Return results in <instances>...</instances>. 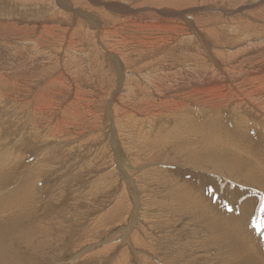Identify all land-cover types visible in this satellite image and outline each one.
I'll list each match as a JSON object with an SVG mask.
<instances>
[{"label": "rangeland", "instance_id": "obj_1", "mask_svg": "<svg viewBox=\"0 0 264 264\" xmlns=\"http://www.w3.org/2000/svg\"><path fill=\"white\" fill-rule=\"evenodd\" d=\"M101 1L0 0V264H264V0Z\"/></svg>", "mask_w": 264, "mask_h": 264}, {"label": "bare ground", "instance_id": "obj_2", "mask_svg": "<svg viewBox=\"0 0 264 264\" xmlns=\"http://www.w3.org/2000/svg\"><path fill=\"white\" fill-rule=\"evenodd\" d=\"M76 1H77V0H76ZM96 1H97L98 4H101V3H102L101 0H96ZM166 1H167V0H166ZM172 1H173V0H172ZM234 1H235V0H234ZM262 1H263V0H262ZM72 2H73V1H72ZM91 2H92V1H91ZM168 2H171V1L168 0ZM235 2H236V1H235ZM235 2H234V3H235ZM242 2H243V1H242ZM103 3H105V2H103ZM123 3H124V2H123ZM140 3H141V1H140ZM217 3H218V2H217ZM238 3H239V2H238ZM260 3H261V2H260ZM144 4H145V3H144ZM159 4H160V3H159ZM167 4H168V3H167ZM213 4H214V3H213ZM221 4H222V3H221ZM251 4H253V3L251 2ZM141 5H142V4H141ZM169 5H170V3H169ZM201 5H202V4H201ZM205 5H206V4H205ZM216 5H217V4H216ZM216 5H215V6H216ZM247 5H248V4H247ZM247 5H246V6H247ZM259 5H260V4H259ZM60 6H61V5H60ZM167 6H168V5H167ZM209 6L211 7V6H213V5H209ZM221 6H222L221 8H223V5H221ZM260 6H262V5H260ZM94 7H95V6H94ZM107 7H108L109 9L112 8V7H114V8H116V9L118 10V12H122V13L129 14V15H130V14H133V13L135 12V7L133 8V6H132V8H131L130 6L126 5V3H125V4H122V3L118 2V1H114V2H110V3H108ZM170 7H172V6H170ZM199 7H200V5H199ZM213 7H214V6H213ZM228 7H229V6H228ZM228 7H227V8H228ZM231 7H232V6H231ZM231 7H230V8H231ZM101 8H102V7H101ZM144 8H145V7H144ZM194 8H195V7H194ZM214 8H215V7H214ZM225 8H226V6H225ZM256 8H257V7H256ZM258 8H259V7H258ZM79 9H80V8H79ZM165 9H166V8H165ZM188 9H189V8H188ZM216 9H217V8H216ZM235 9H236V8H235ZM235 9H232V10H235ZM254 9H255V8H254ZM254 9H253V11H252V8H251V9L249 8V10L252 11V12H255ZM260 9H261V8H260ZM82 10H83V9H82ZM82 10L80 9V10H78V11L87 14V16H89V17H91V18H93V17H95V16H98V17H100L101 20H105V19H103V18H105V17L101 18V16H99V14L97 15V12H96V11H95V13H91V14H90V11H88V10H86V9H84V11H82ZM172 10H173V9H172ZM199 10H200V9H199ZM202 10H203V9H202ZM226 10H227V9H226ZM54 11H55V10H54ZM74 11H75V10H74ZM78 11H77V13H78ZM137 11H138V10H137ZM181 11H182V10H181ZM188 11H189V10H188ZM170 12H172V11H170ZM176 12H177V11H176ZM200 12H201V11H200ZM107 13H108V12H107ZM136 13H137V12H136ZM166 13H169V12H166ZM198 13H199V12H198ZM198 13H197V14H198ZM201 13H202V12H201ZM228 13H230V12H228ZM249 13H250V12H249ZM258 13H259V12H258ZM42 14H43V13H42ZM85 14H84V15H85ZM109 14H110V13H109ZM183 14H184V13H183ZM183 14H182V15H183ZM91 15H92V16H91ZM129 15L126 16L127 19L131 18V16L129 17ZM141 15H142V14H141ZM149 15H150V14H149ZM159 15H160V14H159ZM175 15H177V14H175ZM182 15H181V16H182ZM187 15H190V14H187ZM187 15H186V16H187ZM193 15H194V14H193ZM252 15H255V14H252ZM252 15H251V16H252ZM76 16H77V15H76ZM116 16H117V15H116ZM151 16H152V15H151ZM170 16H171V15H170ZM177 16H178V15H177ZM183 16H184V15H183ZM183 16H182V17H183ZM173 17H174V16H173ZM178 17H180V16H178ZM182 17H180V18H182ZM201 17L203 18V16H201ZM65 18H66V17H65ZM95 18H96V17H95ZM158 18H159V17H158ZM164 18H165V17H164ZM184 18H185V17H184ZM186 18H187V17H186ZM199 18H200V17H199ZM187 19H188V18H187ZM190 19H191V18H190ZM200 19H201V18H200ZM74 20H75V19H74ZM101 20H100V21H101ZM112 20H113V19H112ZM115 20H116V19H115ZM185 20H186V19H185ZM188 20H189V19H188ZM193 20H194V18H193ZM196 20H197V18H196ZM196 20H195V21H196ZM202 20H203V19H202ZM108 21H109V20L106 19V22H104V23H105V24H109L110 21H109V22H108ZM204 21H205V20H204ZM189 22H190V20H189ZM196 22H198V21H196ZM201 22H202V21H201ZM99 23H100V22H99ZM187 23H188V21H187ZM248 23H249V22H248ZM100 24H102V23H100ZM105 24H103V25H105ZM147 24H148V23H147ZM188 24H189V23H188ZM192 24H193V23H192ZM214 24H215V23H214ZM103 25H102V27H103ZM153 25H154V24H153ZM153 25H152V26H153ZM156 25L159 26V24H156ZM193 25H194V24H193ZM206 25H207V24H206ZM221 25H222V24H221ZM250 25H251V24H250ZM99 26H100V25H99ZM149 26H150V25H149ZM216 26H217V25H216ZM222 26H223V25H222ZM238 26H239V25H238ZM70 27H71V26H70ZM73 27H74V26H73ZM73 27H72V28H73ZM105 27H107V26H105ZM133 27H134V26H133ZM218 27H219V25L217 26V28H218ZM223 27H224V26H223ZM229 27H230V26H229ZM231 27H233V26H231ZM249 27H250V26H247V29H248V30L251 29V28L249 29ZM251 27H252V26H251ZM255 27H256V26H255ZM234 28H235V27H234ZM234 28H233V29H234ZM237 28H238V27H237ZM245 28H246V27H245ZM252 28H253V27H252ZM145 29H146V28H145ZM145 29H144V30H145ZM154 29H155V28H154ZM218 29H219V28H218ZM221 29H222V28H221ZM227 29H228V28H227ZM231 29H232V28H231ZM233 29H232V30H233ZM240 29L242 30V27H241ZM240 29L238 28V31H239ZM243 29H244V28H243ZM247 29H246V30H247ZM199 30H200V28H199ZM199 30H198V31H199ZM229 30H230V29H229ZM244 30H245V29H244ZM251 30H252V29H251ZM39 31H40V30H39ZM50 31H51V30H50ZM195 31L198 32L197 30H195ZM195 31H194V32H195ZM224 31H225V30H224ZM47 32H48V31H47ZM106 32H108V31L106 30ZM200 32H201V31H200ZM226 32H227V30H226ZM230 32H231V31H230ZM232 32H233V31H232ZM232 32H231V33H232ZM250 32H251V31H250ZM250 32H248L249 34H247V32H246V34H247V35H251ZM49 33H50V32H49ZM162 33H163V32H162ZM224 33H225V32H224ZM237 33H238V32H237ZM241 33H242V32H241ZM241 33H240V34H241ZM244 33H245V32H244ZM244 33H242L243 36H244ZM252 33H253V32H252ZM137 34H138V33H137ZM198 34H199V33H198ZM210 34H211V33H209V35H210ZM228 34H229V33H228ZM235 34H236V33H235ZM255 34H256V33H255ZM105 35H107V34H105ZM134 35H135V34H134ZM169 35H170V34H169ZM169 35H168V36H169ZM199 35H202V34L200 33ZM247 35H246V36H247ZM28 36H29V35H28ZM207 36H208V35H207ZM225 36H226V35H225ZM258 36H259V35H258ZM154 37H155V36H154ZM159 37H161V36H159ZM171 37H172V36H171ZM182 37H183V35H182ZM198 37H199V36H198ZM210 37H211V36H210ZM229 37H230V36H229ZM240 37H241V36H240ZM240 37H239V38H240ZM250 37H251V36H250ZM163 38H164V37H163ZM169 38H170V36H169ZM184 38H185V37H184ZM193 38H194L193 36H190V35H189V36H187L184 40L189 41V43H190V40L193 41ZM199 38H200V37H199ZM207 38H208V37H207ZM230 38H231V37H230ZM239 38H238V39H239ZM244 38H245V37H244ZM247 38H248V37H247ZM260 38H261V37H259V39H260ZM263 38H264V37H263ZM160 39H161V38H160ZM160 39H159V40H160ZM167 39H168V37H167ZM182 39H183V38H182ZM195 39H196V37H195ZM226 39H227V38H226ZM232 39H233V38H232ZM234 39H235V37H234ZM238 39H237V40H238ZM245 39H246V38H245ZM252 39H253V37H252ZM153 40H154V39H153ZM177 40H178V39H177ZM201 40H202V38H201ZM224 40H225V39H224ZM242 40H244V39H242ZM254 40H255V39H254ZM99 41H100V40H99ZM163 41H165V40H163ZM167 41H168V40H167ZM174 41H175V40H174ZM174 41H173V42H174ZM192 41H191V43H192ZM203 41H204V40H203ZM209 41H210V40H209ZM209 41H208V42H209ZM240 41H241V38H240ZM262 41H263V40H262ZM262 41L260 40V42H262ZM148 42H149V41H147V43H148ZM152 42H153V41H152ZM157 42H158V41H157ZM176 42H178V44H180V43H179V42H180V39H179V41H176ZM197 42H198V41H197ZM197 42H196V43H197ZM218 42H219V41H218ZM223 42H224V41H223ZM226 42H227V41H226ZM230 42H231V40H230ZM242 42H243V41H242ZM31 43H32V42H31ZM65 43H66V42H65ZM191 43H190V44H191ZM204 43H205V42H204ZM209 43H210V42H209ZM231 43H232V42H231ZM239 43H240V42H239ZM63 44H64V43H63ZM163 44H164V43H163ZM193 44H195V40H194V43H193ZM147 45H148V44H147ZM147 45H146V46H147ZM182 45H183V43L181 44V46H182ZM191 45H192V44H191ZM203 45L206 46L207 44L205 43V44H203ZM155 46H156V45H155ZM170 46H171V45H170ZM178 46H179V45H178ZM183 46H184V45H183ZM192 46H193V45H192ZM207 46L210 47L211 45L209 44V45H207ZM207 46H206V47H207ZM176 47H177V46H176ZM176 47H174V50H175ZM187 47H188V46H187ZM190 48H192V47H190ZM24 49H25V48H24ZM161 49H162V48H161ZM178 49H179V48H178ZM183 49H185V48H183ZM74 50H75V49H74ZM110 50H112V49H110ZM233 50H235V49H233ZM16 51H18V50H16ZM114 51H116V50H114ZM168 51H169V50H168ZM23 52H24V51H23ZM135 52H136V51H135ZM158 52H159V51H158ZM165 52H166V51H165ZM232 52H233V51H232ZM83 53H84V52H83ZM176 53H177V52H176ZM27 54H28V53H27ZM86 54H87V53H86ZM197 54H198V53H197ZM218 54H219V52H218ZM22 55H23V54H22ZM124 55H125V54H124ZM124 55H123V56H124ZM148 55H149V54H148ZM157 55H158V54H157ZM198 55H199V54H198ZM187 56H188V55H187ZM130 57H131V56H130ZM146 57H147V56H146ZM152 57H154V56H152ZM126 58H127V57H126ZM148 58H149V57H148ZM199 59H200V58H199ZM61 60H62V59H61ZM123 60H124V65H127V64H128V63H126L127 61H126L124 58H123ZM148 60H149V59H148ZM152 61H153V60H152ZM174 61H175V60H174ZM186 61H187V60H186ZM153 62H154V61H153ZM176 62H177V61H176ZM176 62H175V63H176ZM197 62H198V61H197ZM202 62H203V61H202ZM183 63H184V62H183ZM189 63H190V62H189ZM189 63H188V65H191V64H189ZM198 63H199V62H198ZM179 64H181V62H180ZM158 65H160V64H158ZM162 65H163V64H162ZM188 65H187V66H188ZM199 65H200V64H199ZM163 66H164V65H163ZM181 66H182V65H181ZM184 66H185V63H184ZM192 66H193V65H192ZM200 66H201V65H200ZM241 66H243V65H241ZM128 67H129V66H128ZM164 67H165V66H164ZM176 67H177V66H176ZM185 67H186V66H185ZM188 67H189V66H188ZM194 67H195V66H194ZM217 67H219V68L222 69L221 64L219 63L218 60H217ZM151 68H153V67H151ZM151 68H150V69H151ZM160 68L163 69L162 67H160ZM168 68H169V67H168ZM182 68H183V67H182ZM157 69H159V68L157 67ZM157 69H156V71H160V70H157ZM177 69H178V68H177ZM180 69H181V68H180ZM186 69H187V68H186ZM191 69H192V67H191ZM205 69H206V68H205ZM243 69H244V68H243ZM243 69H242V70H243ZM188 70H189V69H188ZM193 70H194V73L196 72L195 75H199V74H200L198 68H193ZM200 70H201V69H200ZM223 70H224V69H223ZM223 70H222V71H223ZM137 71H139V70H137ZM154 71H155V70H154ZM154 71H153V72H154ZM161 71H163V70H161ZM161 71H160V72H161ZM167 71H170V69L167 70ZM175 71H176V70H175ZM181 71H182V70H181ZM184 71H185V70H184ZM206 71H207V70H206ZM206 71H205V73H206ZM116 72H117V71H116ZM187 72H188V71H187ZM187 72H186V73H187ZM237 72H239V71H237ZM241 72L243 73V71H241ZM137 73H138V72H137ZM143 73H144V72H143ZM143 73H141V74H143ZM151 73H152V72H151ZM154 73H156V72H154ZM158 73H159V72H158ZM189 73H190V72H189ZM192 73H193V72H192ZM134 74H135V71H134ZM141 74H140V75H141ZM146 74H147V72H146ZM148 74H149V72H148ZM148 74H147V75H148ZM167 74H169V73H167ZM206 74H207V73H206ZM206 74H205V75H206ZM140 75H139V76H140ZM144 75H145V74H144ZM144 75H143V82H145V83H147V84L151 83L150 85H153V86H156V85H157V82H158V81L156 82V81L152 80L151 78L147 77V75H145V76H144ZM156 75H157V74H156ZM164 75H165V74H164ZM170 75H171V74H170ZM178 75H179V74H178ZM181 75H182V74H181ZM181 75H179V77H180ZM185 75H186V74H185ZM191 75H192V74H191ZM208 75H211V74L208 73ZM134 76H135V75H134ZM171 76H172V75H171ZM200 76H201V75H200ZM202 76H204V75H202ZM202 76H201V77H202ZM206 76H207V75H206ZM107 77H108V76H107ZM127 77H128V75H127ZM127 77H126V79H127ZM158 77H159V76H158ZM174 77H175V76H172L173 79H174ZM186 77H187V76H186ZM189 77H190V76H189ZM197 77H198V76H197ZM210 77H211V76H210ZM168 78H169V77H168ZM172 78H171V79H172ZM181 78H182V76H181ZM194 78H196V77H194ZM194 78H192V79L194 80ZM202 78H203V77H202ZM196 79H197V78H196ZM196 79H195V80H196ZM209 79H210V78H209ZM127 80H128V79H127ZM160 80H161V79H160ZM165 80H166V79H165ZM165 80H164V81H165ZM182 80H183V79H182ZM182 80H181V81H182ZM195 80H194L193 84L197 82V80H196V82H195ZM125 81H126V80H125ZM125 81H124V82H125ZM128 81H130V79H129ZM174 81H175V80H174ZM176 81H177V80H176ZM181 81H180V82H181ZM185 81H186V80H185ZM188 81H189V80H188ZM190 81H191V80H190ZM168 82H169V81H167L166 83H168ZM170 82H171V81H170ZM208 82H210V80H209ZM208 82H207V83H208ZM127 83H128V82H127ZM127 83H126V84H127ZM131 83H132V82H131ZM131 83H130V84H131ZM133 83H134V82H133ZM161 83H162V82H161ZM166 83L164 82L165 86H166ZM174 83H176V82H174ZM174 83H172V84H173V89H174V87L176 86V85L174 86ZM205 83H206V82H205ZM120 84H122V83H120ZM123 84H124V83H123ZM126 84H125V86H126ZM170 84H171V83H170ZM198 84H199V83H198ZM158 85H160V84H158ZM167 85H168V84H167ZM181 85H182V84H181ZM107 86H108V85H107ZM127 86H128V85H127ZM129 86H130V85H129ZM129 86H128V88H131V92H129V93H131L130 96H132V95H134V96L137 95V91L140 90V88H141V87H139L138 84H136V83H135L134 85H131V87H129ZM132 86H133V87H132ZM161 86H163V85H160V88H161ZM170 86H171V85H170ZM122 87H124V86H122ZM122 87L120 86V89H121ZM163 87H164V86H163ZM167 87H168V86H167ZM171 87H172V86H171ZM262 87H263V86H262ZM124 88H125V87H124ZM151 88H153V87H151ZM156 88H157V86H156ZM158 88H159V87H158ZM158 88H157V90H158ZM168 88H169V87H168ZM176 88H177V87H176ZM178 88H179V87H178ZM114 89H115V87H114ZM122 89H123V88H122ZM165 89H166V88H165ZM257 89H258V88H257ZM260 89H261V88H260ZM125 90H127V89H125ZM167 90H168V89H167ZM167 90H166V91H167ZM251 90H252V89H250V91H251ZM255 90H256V89H255ZM258 90H259V89H258ZM51 91H52V90H51ZM121 91H122V90H121ZM127 91H130V90H127ZM144 91H146V90L144 89ZM161 91H162V89H161ZM161 91L159 90V92H161ZM260 91H261V90H260ZM260 91H259V92H260ZM112 92H113V91H112ZM115 92H116V91H115ZM118 92H119V91H118ZM124 92H126V91H124V89H123V93H124ZM142 92H143V91H142ZM159 92H158V93H159ZM162 92H164V91H162ZM247 92H248V91H247ZM253 92H254V91H253ZM257 92H258V91H257ZM257 92H256V93H257ZM124 94H126V93H124ZM251 94H252V92H251ZM260 94H261V92H260ZM260 94H259V96H260ZM118 95H119V94H118ZM121 95H122V92H121ZM128 95H129V94H128ZM128 95H127V96H128ZM184 95H185V94H184ZM48 96H49V95H48ZM107 96H108V95H107ZM127 96H125V97L127 98ZM162 96H163V95H162ZM179 96H180V95H179ZM248 96H249V95H248ZM248 96H247V97H248ZM108 97H109V96H108ZM122 97H123V96H122ZM135 97H136V96H135ZM186 97H187V96H186ZM261 97H262V95H261ZM261 97H260V98H261ZM96 98H97V97H96ZM143 98H144V97H143ZM173 98H174V97H173ZM253 98H254V96H253ZM0 99H1V98H0ZM51 99H52V97H51ZM106 99H107V98H106ZM113 99H114V97H113ZM118 99H119V98H118ZM135 99H136V98H135ZM152 99H153V98H152ZM174 99H175V98H174ZM174 99H173V100H174ZM255 99H256V97L254 98V100H255ZM261 99H262V98H261ZM49 100H50V99H49ZM130 100H131V99H130ZM143 100H144V99H143ZM145 100H146V99H145ZM173 100H172V102H173ZM250 100H251V99H250ZM259 100H260V99H259ZM1 101H2V100H0V103H1ZM118 101H119V100H118ZM134 101H135V100H134ZM134 101H133V102H134ZM251 101H253V100H251ZM45 102H46V101H45ZM51 102H52V101H51ZM124 102H125V101H124ZM146 102H149V101H146ZM146 102H145V103H146ZM153 102H154V101H153ZM176 102H177V101H176ZM140 103H141V102H140ZM166 103H167V102H166ZM168 103H169V102H168ZM168 103H167V104H168ZM170 103H171V101H170ZM256 103H257V102H256ZM256 103H255V105H256ZM258 103H259V102H258ZM263 103H264V102H263ZM49 104H50V103H49ZM49 104H48V105H49ZM133 104H134V103H133ZM142 104H144V103H142ZM153 104H154V103H153ZM161 104H162V103H161ZM161 104H160V105H161ZM172 104H173V103H172ZM250 104H252V103H250ZM50 105H51V104H50ZM140 105H141V104H140ZM149 105H150V103H149ZM149 105H148V106H149ZM154 105H155V104H154ZM175 105H176V104H174V107H175ZM177 105H178V104H177ZM216 105H217V104H216ZM133 106H134V105H132V107H133ZM135 106H136V104H135ZM138 106H139V105H138ZM143 106H144V105H143ZM171 106H172V105H171ZM171 106H170V107H171ZM214 106H215V105H214ZM260 106H261V105H260ZM141 107H142V106H141ZM146 107H147V106H146ZM161 107L164 108L163 105H162ZM159 108H160V107H159ZM202 108H203V107H202ZM214 108H215V107H214ZM262 108L264 109V107H262ZM164 109H166V108H164ZM167 109H169V108H167ZM170 109H171V108H170ZM172 109H173V106H172ZM172 109H171V110H172ZM255 109H256V108H255ZM257 109H258V108H257ZM143 110H145V108H144ZM175 110H176V109H175ZM175 110H174V113H176V112L179 111V110H178V111L175 112ZM213 110H214V109H213ZM213 110H212V111H213ZM215 111H217V110H215ZM258 111H259V110H258ZM167 112H168V111H167ZM170 112H171V111L169 110V113H170ZM172 112H173V110H172ZM179 112H181V111H179ZM179 112H178V113H179ZM126 113H127V112H125V114H126ZM125 114H124V115H125ZM127 114H128V113H127ZM164 114H165V112H164ZM167 114H168V113H167ZM180 114H181V113H180ZM180 114H179V115H180ZM260 114H261V113H260ZM262 114H263V113H262ZM128 115H129V114H128ZM130 115H131V114H130ZM157 115H158V114H157ZM157 115H156L154 112H153V113H151L150 111L148 112V116H151L152 118H155ZM161 115H163V114H161ZM173 115H174V114H173ZM176 115H177V114H176ZM179 115H178V116H179ZM214 115H215V114H214ZM120 116H121V115H120ZM125 116H127V115H125ZM125 116H124V117H125ZM158 116L160 117V114H159ZM158 116H157V117H158ZM122 117H123V116H122ZM122 117H121V118H122ZM127 117H128V116H127ZM127 117H126V119H122V120L124 121V120H128V119L130 118V116H129V118H127ZM131 117H132V116H131ZM157 117H156L155 119H158ZM164 117H165V116H164ZM168 117H169V116H168ZM119 118H120V117H119ZM121 118H120L119 120H120V122L124 125L125 123L121 121ZM166 118H167V116H166ZM166 118H165V119H166ZM174 118H176V116H174ZM155 119H152V122H154V121L156 122ZM129 120L131 121V123H135V124H137V125H141V124H139V123H141L142 121H144V120L141 121L140 119H134L133 117H132V119L130 118ZM129 120H128V122H127V121H126V122L129 123L128 125L130 126V121H129ZM162 120L164 121V119H162ZM172 120H173V119H172ZM181 120H182V119H181ZM150 121H151V120H150ZM160 121H161V120H160ZM165 121L167 122V121H169V120H165ZM4 122H5V121H4ZM166 122H165V123H166ZM175 122H176V121H175ZM179 122H180V121H179ZM118 123H119V122H118ZM144 123H146V122L144 121ZM162 123H164V122H162ZM176 123L178 124V121H177ZM122 124H121V125H122ZM152 124H154V123H151V125H152ZM167 124H168V122H167ZM125 125L127 126V124H125ZM125 125H124V126H125ZM133 125H134V124H133ZM137 125H136V126H137ZM142 125H143V122H142ZM155 125H156V124H154V126H155ZM179 125H184V126H185V123L181 121ZM174 126H176V125H174ZM186 126H187V125H186ZM191 126H192V125H191ZM195 126H196V125H195ZM195 126L193 125L192 128L195 127ZM155 127H156V126H155ZM181 127H182V126H181ZM196 127H199V126H196ZM201 127H202V126H201ZM203 127H204V126H203ZM203 127H202V128H203ZM126 128H127V127H126ZM126 128H125V129H126ZM134 128H135L134 126H133V128H132V126H131L130 129L133 130ZM137 128H138V127H137ZM173 128H174V127H173ZM177 128H178V127H177ZM183 128H185V127H183ZM186 128H189V129H190V127H186ZM237 128H238V126H237ZM66 129H67V127H66ZM125 129H124V130H125ZM140 129H141V127H139V131H140V133L143 132V130L141 131ZM143 129H144V128H143ZM153 129H154V128H153ZM174 129H175V128H174ZM198 129H199V128H198ZM207 129H208L209 131H208ZM135 130H136V129H135ZM156 130H157V129H156ZM202 130L205 131V132L208 131L207 134L210 133V132L212 131L211 128H206L207 131L204 130V129H202ZM179 131H180V129H179ZM181 131H183V130H181ZM190 131H191V130H187V132H185V133H189ZM199 131L201 132V129H200ZM203 131H202L201 133L204 134ZM135 132H136V131H135ZM172 132H173V130H172ZM194 132H198V131L194 130ZM194 132H191V133H194ZM200 132H198V134H200ZM143 133H145V132H143ZM143 133H142V135H143ZM173 133H174V132H173ZM191 133H190V134H191ZM212 133H213V132H212ZM239 133H240V132H239ZM242 133L244 134V132H242ZM32 134H33V133H32ZM150 134H151V133H150ZM155 134H156V133H155ZM155 134H154V137H156ZM170 134H171V132H170ZM181 134H182V133H181ZM203 134H202V135H203ZM225 134H226V133H225ZM36 135H37V134H36ZM137 135H139V134H136V137H137L136 140L139 139ZM140 135H141V134H140ZM146 135H147V134H146ZM146 135H144V137H145ZM174 135H176V133H175ZM174 135H173V136H174ZM182 135H183V134H182ZM191 135H192V134H191ZM212 135H213V134H212ZM221 135H222V134H221ZM223 135H224V132H223ZM235 135L237 136V132L235 133ZM240 135H241V134H240ZM28 136H31L30 133H29ZM37 136H38V135H37ZM40 136H41V135H40ZM164 136H165L164 138H167V137L170 136V135H164ZM196 136H197V133H196ZM200 136H201V135H200ZM205 136H206V133H205ZM205 136H202V139H203V137H204V140H205V138L208 137V136H206V137H205ZM210 136H211V135H210ZM215 136H216V135H214L213 138H214ZM219 136H220V135H219ZM219 136H218V137L216 136V137L219 139ZM225 136H228V135H225ZM225 136H224V137H225ZM241 136H242V135H241ZM53 137H54V136H53ZM53 137H52V138H53ZM170 137H171V136H170ZM175 137H176V136H175ZM181 137H182V136H181ZM183 137H184V136H183ZM188 137H189V136H188ZM193 137H194V136H193ZM198 137H199V136H198ZM220 137H221V136H220ZM222 137H223V136H222ZM224 137H223L222 139H225ZM244 137H245V136H244ZM259 137H260V136H259ZM263 137H264V136H263ZM36 138H37V137H36ZM146 138H148V137L146 136ZM146 138H145V139H146ZM156 138H157V137H156ZM156 138H155V139H156ZM179 138H180V137H179ZM186 138H187V137H186ZM190 138H191V137H190ZM190 138H189V139H190ZM195 138H196V137H195ZM195 138H194V139H195ZM199 138H201V137H199ZM199 138H197V140L200 141ZM217 138H216V139H217ZM228 138H229V137H228ZM228 138H227V140H228ZM252 138H253V137H252ZM255 138H256V137H255ZM255 138H254V141H255ZM28 139H29V138H28ZM170 139H171V138H170ZM182 139H183V138H182ZM187 139H188V138H187ZM189 139H188V140H189ZM218 139H217L216 141L213 139V140H214L213 143H214V144H215V143L217 144ZM220 139H221V138H220ZM259 139H260V138H259ZM261 139H264V138H261ZM31 140H32V139H31ZM33 140H34V139H33ZM42 140H43V139H42ZM42 140H40V141H42ZM168 140H169V139H168ZM188 140H187V142L185 141V144L188 143ZM225 140H226V139H225ZM249 140H250V138H249ZM257 140H258V139H257ZM20 141H21V140H20ZM40 141H39V142H40ZM144 141H145V140H144ZM190 141H191V140H190ZM206 141H207V143L209 142V141H208V138H207ZM210 141H212V140H210ZM221 141H222V140H221ZM234 141H235V140H234ZM236 141H237V140H236ZM250 141H251V140H250ZM31 142H32V141H31ZM43 142L46 143L44 140H43ZM137 142H138V141H137ZM178 142H179V141H178ZM197 142H198V141H197ZM197 142H194V143H197ZM200 142H203V141H200ZM219 142H220V140H219ZM222 142H223V144L225 143L224 140H223ZM227 142H228V141H227ZM227 142H226V143H227ZM256 142H257V141H256ZM36 143H38V142H36ZM141 143H143V141H142ZM145 143H146V141H145ZM145 143H144V146H145ZM149 143H150V142H148V144H149ZM189 143H191V142H189ZM198 143H199V142H198ZM220 143H221V142H220ZM226 143H225V144H226ZM228 143H229V142H228ZM250 143H251V142H250ZM260 143H261V141H260ZM260 143H258V144L260 145ZM262 143H263V141H262ZM191 144H193V142H192ZM204 144H205V143H204ZM211 144H212V143H211ZM216 144H215V146H216ZM263 144H264V143H263ZM263 144H262V145H263ZM33 145H34V144H33ZM161 145H162V143H161ZM188 145H189V144H188ZM218 145H219V144H218ZM220 145H221V144H220ZM226 145H227V144H226ZM233 145H234V144H233ZM237 145H238V144H237ZM237 145H235V146H237ZM262 145H260V146H262ZM139 146H140V145H139ZM139 146H138V147H139ZM142 146H143V145H142ZM200 146H201V144H200ZM230 146H231V145H230ZM230 146H229V147H230ZM256 146H257V145H256ZM34 147H35V146H34ZM203 147H204V146H203ZM205 147H206V145H205ZM205 147H204V149H205ZM220 147L224 149L226 146L223 147V145H221ZM220 147H218V148H220ZM227 147H228V146H227ZM238 147H239V146H238ZM143 148H144V147H143ZM147 148H149L148 145H147ZM208 148H209V147H208ZM236 148H237V147H236ZM239 148H240V147H239ZM253 148H254V147H253ZM256 148H257V147H256ZM262 148H263V147H262ZM195 149H196V148H195ZM199 149H200V148H199ZM214 149H216V147H215ZM214 149H213V150H214ZM226 149H227V148H226ZM226 149H224V150H226ZM231 149H232V148H231ZM221 150H222V149H221ZM252 150H253V149H252ZM257 150H258V149H257ZM257 150H256V151H257ZM263 150H264V149H263ZM263 150H262V151H263ZM141 151H142V150H141ZM196 151L198 152V150H196ZM196 151H195V152H196ZM199 151H200V150H199ZM216 151H217V150H216ZM216 151H215V152H216ZM232 151H233V150H232ZM232 151H231V152H232ZM235 151H236V150H235ZM253 151H254V150H253ZM201 152H202V151H201ZM210 152H211V151H210ZM213 152H214V151H213ZM213 152H212V153H213ZM220 152H221V151H220ZM226 152H227V150H226ZM263 152H264V151H263ZM187 153H188V152H187ZM218 153H219V152H217V154H218ZM224 153H225V152H224ZM260 153H261V151H260ZM260 153H259V155H260ZM177 154H178V153H177ZM180 154H181V153H180ZM192 154H193V153H192ZM194 154H195V153H194ZM187 155H188V154H187ZM199 155H200V153H199ZM204 155H205V154H204ZM256 155H257V154H256ZM259 155H258V156H259ZM262 155H263V153H262ZM262 155H260V156H262ZM189 156H190V155H189ZM232 156H233V155H232ZM181 157H182V156H181ZM184 157H185V156H184ZM205 157H206V155H205ZM224 159H225V158H224ZM214 160H217V158L214 157ZM218 161H220V160L218 159ZM221 161L223 162V160H221ZM225 162L228 163L227 160H226ZM236 162H240V161L237 160ZM244 162H245V161H244ZM241 163H242V162H241ZM217 164H218V166H220L221 163H217ZM229 164H232V163H229ZM226 165L228 166V164H226ZM237 165H238V163L236 164V166H237ZM239 165H240V164H239ZM239 165H238V167H239ZM241 165H242V164H241ZM246 166H247V163H246ZM249 167H250V166H249ZM228 168H229V167H228ZM249 169H250V168H249ZM28 182H29V181H28ZM251 182H253V181H251ZM256 182H257V181H256ZM24 184L27 185L28 183H24ZM29 184H30V183H29ZM29 184H28V186L31 185V184H30V185H29ZM252 184H253V183H252ZM259 184H260V183H259ZM19 188H21V187H19ZM30 188H31V187H30ZM26 189H27V188H26ZM19 190H20V189H19ZM24 190H25V189H24ZM26 191H27V190L22 191L23 193H21V196H18V195L16 194V196H18V198H15V197H16V196H15L14 199H13V201L20 202V203L22 204V205L20 206V209H24V210H19V211H18V209H11V210H9V212H6V213H2V214H0V236H1L2 232L6 229V226H7V228H8L9 226L12 227V225H13L14 227H16V226H20V227L22 226V227H26V228L29 227V224H28V223L26 224V222H25V224H24L23 219H22V216L25 215V214H24V213H25V210H26L27 212L29 211V207H27V204H28L29 201L32 199V198H31L32 193H31V192H28V194H27ZM28 191H29V190H28ZM20 192H21V191H20ZM15 193H16V192H15ZM19 194H20V193H19ZM13 196H14V195H13ZM18 206H19V205H18ZM26 207H27V208H26ZM25 208H26V209H25ZM194 210H195V209H194ZM17 211H18V213H17ZM195 211H196V210H195ZM200 211H201V210H200ZM196 213H197V212H196ZM29 214H30V212H29ZM244 214H245V213H244ZM246 214H247V213H246ZM27 216H28V215H27ZM27 216H26V217H27ZM32 216H34V215L32 214ZM32 216H30V219H31ZM23 217H24V216H23ZM196 217H197V216H196ZM200 217H201V216H200ZM32 218H33V217H32ZM242 218H243V217H242ZM28 219H29V218H28ZM225 220H226V219H225ZM27 221H28V220H27ZM10 227H9V228H10ZM12 229H13V227H12ZM15 229H16V228H14L13 231H15ZM17 229H18V228H17ZM17 229H16V230H17ZM10 230H11V229H10ZM18 230H19V229H18ZM5 231H6V230H5ZM8 231H9V229H8ZM35 232H36V231H35ZM4 233H5V232H4ZM4 233H3V235H4ZM7 233H8V232H7ZM36 233H37V232H36ZM6 235H7V234H6ZM242 238H243V237H242ZM2 239H7V237H6V238H4V237H0V249H1V251H3V247H4V245H5V242H4ZM226 239H227V238H226ZM231 239H232V238H231ZM231 239H228V240L231 241ZM228 240H227V241H228ZM230 241H228V245H229V242H230ZM250 241H251V240H250ZM233 244H234V243H233ZM236 244H237V242H236ZM231 245H232V244H231ZM234 245H235V244H234ZM234 245H233V247H234ZM239 247H240V246H238V248H239ZM234 248H236V247H234ZM247 248H248V247H247ZM238 250H239V249H237V251H238ZM248 250H249V249H248ZM248 250H247V251H248ZM240 251H241V250H240ZM242 253H243V252H242ZM1 254H2V253H0V258H1ZM238 254H240V253H238ZM238 254H237V255H238ZM247 254H248V253H247ZM241 255H242V254H241ZM241 255H240V256H241ZM249 255H250V254H249ZM2 256H3V255H2ZM242 256H243V255H242ZM242 258H243V257H242ZM247 259H248V257H247ZM243 260H244V259H243ZM243 260H242V261H243ZM253 262H254V261H253ZM249 264H250V263H249ZM252 264H253V263H252ZM259 264H260V263H259Z\"/></svg>", "mask_w": 264, "mask_h": 264}, {"label": "snow or ice", "instance_id": "obj_3", "mask_svg": "<svg viewBox=\"0 0 264 264\" xmlns=\"http://www.w3.org/2000/svg\"><path fill=\"white\" fill-rule=\"evenodd\" d=\"M254 227H259L264 229V220H262L259 224H255Z\"/></svg>", "mask_w": 264, "mask_h": 264}]
</instances>
